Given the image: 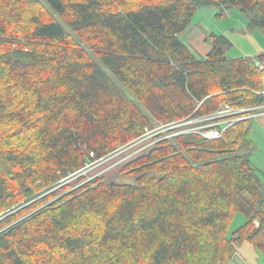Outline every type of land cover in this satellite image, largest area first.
Segmentation results:
<instances>
[{
  "label": "trees",
  "instance_id": "trees-1",
  "mask_svg": "<svg viewBox=\"0 0 264 264\" xmlns=\"http://www.w3.org/2000/svg\"><path fill=\"white\" fill-rule=\"evenodd\" d=\"M217 6L264 34V0H0V264H227L245 241L264 251L247 119L215 139L156 134L120 179L43 194L156 122L264 103V53L230 58L213 32L201 56L181 39L198 8Z\"/></svg>",
  "mask_w": 264,
  "mask_h": 264
},
{
  "label": "rangeland",
  "instance_id": "rangeland-1",
  "mask_svg": "<svg viewBox=\"0 0 264 264\" xmlns=\"http://www.w3.org/2000/svg\"><path fill=\"white\" fill-rule=\"evenodd\" d=\"M193 18H195V20L192 24L191 30L189 33L182 34L181 39L192 49H196L195 51L197 53L198 51H204V48H206L203 47L204 45L207 47L211 46L205 33H208L207 35H209L214 32L226 35L230 41V44L225 46L226 56L243 53V51H246V46H256V43L259 44L258 38L263 39V32L261 29H251L246 26L248 16L241 12L237 7H200L197 9ZM174 121L181 124L185 120ZM166 124L168 123H154L153 127L147 129L142 136L118 146L114 151L97 161L87 163L84 168L77 173L72 174L60 185L46 189L43 194H48L51 191L57 192L55 196L50 198L48 203L62 197L67 192H70L72 189L90 180L102 181L120 179L124 174L122 171L124 164L151 147L154 143L156 134L160 133L162 137H168L171 135L172 132H169L168 130V127L170 126ZM190 126V124L182 126V129ZM247 150L248 147L240 149L242 152H247ZM243 220V215H237L231 225V229L238 226ZM237 253H239L243 260L235 258V261L231 260V262L227 264H255L243 254L239 248ZM260 255L263 256L264 253L262 252Z\"/></svg>",
  "mask_w": 264,
  "mask_h": 264
},
{
  "label": "crops",
  "instance_id": "crops-1",
  "mask_svg": "<svg viewBox=\"0 0 264 264\" xmlns=\"http://www.w3.org/2000/svg\"><path fill=\"white\" fill-rule=\"evenodd\" d=\"M194 20L195 18H193L192 22H194ZM192 24L185 30L184 33H189V31L192 28ZM246 26L248 27L247 21H246ZM205 34L207 37L210 35V34L207 35L208 33ZM258 40H259L258 41L259 44L256 43V46H252V47L246 46L245 52L243 51V53H236L235 55L228 57L230 58L244 57V56L253 57L264 53V34H263V39L258 38ZM203 47L206 48H204V51H201L202 53L198 51V54H200L201 56H205L210 49V47H207L205 45ZM246 126L248 130L249 154L251 156L252 162L257 168L256 173L264 185V107L250 114V118L247 119ZM238 248L255 264H264V255L263 256L260 255V253L262 252L264 253V251H260V249L255 247L251 242L245 241L240 246H238ZM237 252L234 254L232 258L233 261H235V258L242 259V257Z\"/></svg>",
  "mask_w": 264,
  "mask_h": 264
},
{
  "label": "built area",
  "instance_id": "built-area-1",
  "mask_svg": "<svg viewBox=\"0 0 264 264\" xmlns=\"http://www.w3.org/2000/svg\"><path fill=\"white\" fill-rule=\"evenodd\" d=\"M257 66L261 72V89L260 92L264 95V59L257 62ZM264 107L261 105L250 107H234L224 102L220 107L210 115L195 117V118H182L185 120L181 124L177 121H171L168 130H171V135L180 133L195 132L201 134L208 139H215L221 137L224 132L234 123L250 118L252 112ZM190 124V127L182 129V126Z\"/></svg>",
  "mask_w": 264,
  "mask_h": 264
}]
</instances>
